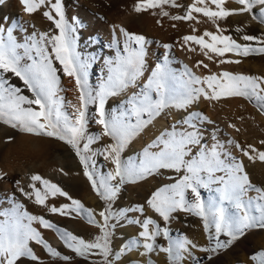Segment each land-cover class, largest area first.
<instances>
[{
    "label": "snow or ice",
    "instance_id": "obj_1",
    "mask_svg": "<svg viewBox=\"0 0 264 264\" xmlns=\"http://www.w3.org/2000/svg\"><path fill=\"white\" fill-rule=\"evenodd\" d=\"M45 2L46 0H21L24 11L28 14L37 11ZM203 2L204 0H195L185 16H173L172 19H193L192 13L196 12L215 22L214 18L223 19L230 15L253 13L254 6L259 4L262 6L260 16L253 15V19L264 23V0H235L240 7L231 10L222 7L226 0H212L217 11L196 6ZM168 3L174 4V0H142L135 5V11H146ZM51 8L59 18L54 17L51 12H45L44 15L54 22L59 30L57 35L48 36L47 33H40L37 38L36 34H33L26 42L18 43L13 36L12 27L7 30L0 27V123L14 129L18 128L24 133L55 138L70 146L79 157L84 167V175L91 182L92 189L105 202L113 201L121 190L120 186L126 182L136 183L148 176L158 174L161 170L177 173L173 182L164 184L151 193L146 201L147 206L165 222H170L177 212L201 218L205 232H209L210 226H214V236H210L209 240H215V245L201 247L187 236L171 240L169 230L166 227L161 228L156 220L149 217L142 222L136 221L143 229L139 232V236L144 240L142 247L145 251L141 253L142 255L156 250V238L162 234L170 242L167 247H159V251L167 253L169 264H182L188 257H191L195 264H199L192 249L216 253L231 246L248 229L256 226L264 228V188L252 184L243 162L237 161L230 154L222 153V145L217 143L209 148L202 144V136L194 130L196 126L193 124V119L200 116L198 113H191L182 121H177L178 124L187 125L193 130L178 131L173 125L171 130L161 132L142 149L138 163L121 158L126 147L169 108L186 109L201 98L219 100L244 97L255 98L264 109V87H261L264 84V77L233 74L227 71L219 75L199 77L185 66L184 75L187 79L183 77L178 79L170 72L166 59L163 64L155 66L138 92H133L125 102H122L123 111L109 118L105 108L108 99L121 95L130 87H136L139 79L144 76L145 37L120 29L125 37L123 54L117 52L115 60L106 61L107 77L99 89L93 92L88 86V66L82 62L76 51L71 35L73 29L65 20L61 0H55ZM162 14L168 15L167 12ZM205 36L210 38V42L204 39ZM183 40L185 43L195 42L202 50L207 49L217 56H224L226 53L239 56L264 53V46L253 48L249 45H241L230 36L216 35L207 31L203 36H184ZM243 40L258 41V38L245 35ZM259 42L264 43V41ZM48 45H51V51ZM164 47L169 48L170 45ZM204 54L208 56V52ZM208 58L211 59V56ZM54 61L58 62L60 68L55 66ZM239 62V60L220 61V63ZM61 70L65 76L74 79L79 91L80 105L74 106L75 111L72 114L63 110V99L58 96L61 90L58 72ZM9 73L23 82L32 93L31 97L23 95L19 87L9 84L4 76ZM90 104L96 105L95 122L102 126V135L112 141L106 145L104 153L105 158L111 160L114 169L107 175L101 174L98 177L89 170V163L83 154L89 149V144L99 138L86 136L87 108ZM201 118L207 121V117ZM85 139L88 142L81 147V141ZM261 143L264 144V141ZM236 147L241 148L239 144H236ZM241 151L249 160L256 158L251 153L258 152V158L264 161V151H258L252 145L247 149L241 148ZM222 156L227 157L229 162H226ZM31 180L40 182L44 188L42 193L36 188L35 183L32 185L37 204L44 205L48 196L66 197L71 201L70 204L52 206L49 210L60 215H69L73 212L81 216L86 214L88 223L98 227L101 235L86 241L70 231L57 228L42 216L30 215L27 212L20 213L16 210L3 212L0 213L5 217L0 220V264H18L22 258L43 264L30 246V241L42 245L53 258H60L63 261L71 259L70 256L62 255L52 247L41 233L32 227L33 221L44 228L55 229L64 245L77 256L87 258L98 254L103 257L101 264H111L108 259L112 254L110 228L113 226L109 225V220L113 217V213L110 211V205L99 212V216L103 218V224H100L95 220L91 209L86 208L80 200L73 199L57 184L42 178L39 174L32 175ZM113 181L117 183L114 185ZM212 185H218L216 191L219 195L206 204L201 198L200 189H207ZM249 191H255L257 196L248 197ZM189 194L192 199L188 198ZM25 195L29 194L25 193ZM228 205L233 206L236 211L231 212ZM16 207L18 209L22 205ZM138 210L143 212L144 208L140 207ZM149 226H152L151 231ZM222 235L228 239L222 241L220 239ZM139 246L133 241L131 245H126L116 254V259L119 260L125 251ZM251 259L258 261V264H264V251L253 255Z\"/></svg>",
    "mask_w": 264,
    "mask_h": 264
},
{
    "label": "rangeland",
    "instance_id": "obj_2",
    "mask_svg": "<svg viewBox=\"0 0 264 264\" xmlns=\"http://www.w3.org/2000/svg\"><path fill=\"white\" fill-rule=\"evenodd\" d=\"M138 2H142V0H61L65 20L73 29L71 35L75 42L76 51L82 62L88 66V86L93 92L99 89L107 77L106 61L115 60L117 52L123 54L125 37L120 29L123 28L129 33L142 35L146 39L144 76L139 79L136 87H130L121 95L108 99L105 108L109 118L123 111L122 102H125L133 92H138L155 66L163 64L166 59L170 72L175 74L178 79L181 77L187 79V76L184 75L185 66L191 70V73L199 77L211 74L219 75L225 71L233 74L264 77V53L248 56L226 53L224 56H217L207 49L202 50L195 42L185 43L183 40L184 36H203L207 31L216 35L230 36L241 45H249L253 48L262 47L264 43L259 41H264V23H260L258 19H253V15L260 16L262 6L259 4L254 6L253 13L230 15L223 19L214 18L215 22H213L202 13L196 12L192 13L193 19H172L173 16H185L188 8L195 3V0H174V4L168 3L149 8L146 11L136 12L135 5ZM52 3H55V0H46L45 4L37 11L28 14L24 11L21 0H0V27L5 30L12 27L13 36L18 43L26 42L33 34H36L37 38H39L40 33H47L48 36L57 35L59 30L55 27L54 22L44 15L45 12H51L54 17L59 18L51 8ZM196 6L208 7L212 11L218 10L212 0H204L202 4ZM222 7L231 10L239 8L240 5L235 3V0H226ZM162 12H167L168 15L165 16ZM23 15L28 16V18L23 20ZM245 35L255 36L258 41H245L243 40ZM204 39L210 42L209 37L205 36ZM164 45H170V47L165 48ZM48 48L51 51V45H48ZM205 52H208L211 59L204 54ZM221 60H239L240 62L220 63ZM54 64L60 68L58 62L54 61ZM58 75L60 76L61 89L58 96L63 99V110L72 114L75 107L80 105L79 91L73 78L65 76L62 70L58 72ZM4 76L10 85L19 86L23 95L32 96V93L25 86L23 87L26 89L22 88L21 85L24 84L19 78L10 73L4 74ZM261 87H264V84ZM191 113L200 114L193 119V124L196 126L194 130L202 136V144L209 148L217 143L222 145V153L230 154L237 161L243 162L252 184L264 188V161L258 158V152L251 153L256 158L249 160L241 151V148L247 149L249 145L254 146L258 151H264V144L261 143L264 141V109L260 107V102L255 98L228 97L219 100L201 98L186 109L169 108L163 116L157 118L126 147L121 154L122 160L131 159L138 163L142 149L161 132L171 130L173 125L178 131L193 130L187 125L177 123ZM201 117H207V121ZM86 118V136L99 138L94 139L89 144V149L83 154L89 163V170L94 175L97 177L101 174L107 175L109 171L114 169V165L110 159L105 158L104 149L112 141L109 137L102 135V126L95 122L97 119L95 104L88 106ZM162 122L166 123L167 128L159 130L158 126L161 127ZM149 130L159 131L157 136H153L147 141L146 132ZM139 139L143 143L140 150L135 147V143ZM87 142V139L82 140L81 147ZM236 144H239L241 148H237ZM155 150L153 149V151ZM72 153L75 152L70 146L55 138L35 136L0 123V213L16 210L20 213L27 212L30 215L42 216L55 224L57 228L70 231L86 241H91L96 236L101 235L98 227L88 223L86 214L81 216L73 212L69 215H60L49 210L52 206L60 207L65 203L70 204L71 201L66 197L48 196L44 205L35 202L33 183L42 193L44 188L40 182L31 180L32 175L39 174L42 178L48 179L47 173H59L60 164H62L66 167L65 175H60L63 180H61L62 183H52L57 184L73 199L80 200L86 208L91 209L95 220L100 224H103V221L96 208L100 205L101 211H103L110 205L113 217L110 218L109 225L113 227L110 228L112 254L108 259L111 264H149V261L151 264H169L167 253L159 251V247H167L170 242L162 234L156 238L155 251L147 255L141 254L145 251L142 247L144 240L139 236V232L143 229L141 224L136 223V221L142 222L149 217L156 220L161 228L166 227L169 230L171 240L187 236L201 247L215 245V240H209L210 236H214V226H210L209 232H205L201 218L192 214L177 212L170 222H165L147 206L146 201L150 198L151 193L162 185L173 182V179L178 175L177 173L171 170H161L158 174L148 176L136 183L126 182L120 186L121 190L113 201L105 202L92 189L91 182L84 175L83 165L80 164L78 169L75 166L72 168L73 161L69 157ZM56 154H60L62 158L56 160ZM77 158L79 160V157ZM222 158L229 162L227 157L222 156ZM217 175H223V173H217ZM112 183L115 185L117 181ZM217 187L218 185H212L210 188L200 189L201 198L206 204L210 199L219 195L216 191ZM25 193L29 195H25ZM89 194L97 199L94 208L87 203L88 198L86 197ZM247 196L256 197L257 193L249 191ZM188 198L192 199L191 194ZM17 205H22V207L17 209ZM140 207L144 208L143 212L138 210ZM228 207L231 212L236 211L233 206L228 205ZM3 219L5 217L0 215V220ZM68 226H72V230ZM32 227L39 231L42 237L62 255L71 257L69 261L53 258L42 245L30 241V246L43 264H101L103 257L98 254L87 258L77 256L64 245L55 229L44 228L36 221L32 222ZM124 227L132 229L130 231L133 237H125L120 235V232L117 234V230ZM149 230H152V226H149ZM121 236L123 240L119 241L120 243L116 242ZM52 238L58 239L57 246H54ZM220 239L226 241L228 237L222 235ZM133 241H136L140 246L125 251L117 260L116 254L126 245H131ZM261 251H264V228L258 226L248 229L231 246L220 249L216 253L192 249V253L198 259L199 264H258V261H253L251 257ZM18 264H39V262L22 258ZM182 264H195V262L191 257H188Z\"/></svg>",
    "mask_w": 264,
    "mask_h": 264
},
{
    "label": "bare ground",
    "instance_id": "obj_3",
    "mask_svg": "<svg viewBox=\"0 0 264 264\" xmlns=\"http://www.w3.org/2000/svg\"><path fill=\"white\" fill-rule=\"evenodd\" d=\"M18 12V11H17ZM19 13V12H18ZM17 14V13H16ZM19 15V14H18ZM24 16V15H23ZM26 18H28V16H24L23 17V20H25ZM133 26V25H132ZM129 28H130V25H129ZM131 29V28H130ZM133 29V28H132ZM134 30V29H133ZM128 32V31H127ZM22 86V88H24L23 86L24 85H21ZM19 87V86H18ZM24 89H26V88H24ZM23 90V89H22ZM26 92V91H25ZM163 121V120H162ZM159 122H161V120H159ZM157 123V122H156ZM161 125V127L160 126H158L160 129L159 130H164L165 128H167V126H166V123H161L160 124ZM158 127H157V129H158ZM155 130V129H154ZM158 130V131H159ZM158 131H147L146 132V134L148 135H146V137L148 138V140L147 141H149V139L151 138V137H153V136H157L158 135ZM11 134L13 133V132H10ZM153 133H155L154 135H153ZM8 135H10V134H8ZM142 140H138L136 143H135V147L136 148H138L139 150H140V148H142L143 147V143L141 142ZM70 158H72V161H73V167L72 168H74V166H75V168L76 169H78L81 165V163L79 162V160H78V158H77V156H76V154L75 153H72L70 156H69ZM60 158H62V157H60V154H56V160H60ZM60 164V163H59ZM60 169H59V173H51V172H49V173H47V175H46V177L51 181V182H58V183H62V178L60 177V175H65V169H66V167L63 165L62 166V164H60ZM76 169H75V171H76ZM61 170V171H60ZM74 170V169H73ZM70 171H71V169H70ZM78 172V171H77ZM62 180V181H61ZM91 194H89L86 198H88L87 199V203H89L88 205H90V206H92V208H94V203H96V201H97V199L92 195V196H90ZM85 199V198H84ZM96 210H97V213H98V215H99V212L101 211V208H100V205L96 208ZM102 210H103V208H102ZM134 215V214H133ZM100 217V216H99ZM101 218V217H100ZM102 219V221H103V218H101ZM69 228H70V230H72V226H68ZM75 227H76V225H75ZM130 227H128V228H122V229H118L117 230V234L120 232V235H124L125 237L127 236L128 238H131V237H133V234H132V232L130 231ZM132 230V229H131ZM119 236V235H118ZM124 237V238H125ZM121 238H123L122 236L121 237H119V239H117L116 240V242H119V241H122L123 239H121ZM52 240L54 241V246L56 245H58V244H56V242H58V239H56V238H52ZM124 242V241H123ZM120 243V242H119ZM118 243V244H119ZM115 244H117V243H115Z\"/></svg>",
    "mask_w": 264,
    "mask_h": 264
}]
</instances>
